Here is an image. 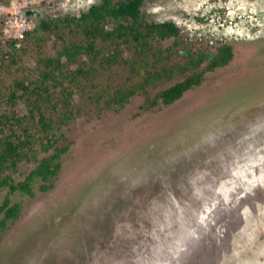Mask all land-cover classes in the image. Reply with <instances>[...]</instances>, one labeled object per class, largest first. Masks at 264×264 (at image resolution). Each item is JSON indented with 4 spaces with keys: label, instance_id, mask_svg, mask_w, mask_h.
Wrapping results in <instances>:
<instances>
[{
    "label": "rangeland",
    "instance_id": "1",
    "mask_svg": "<svg viewBox=\"0 0 264 264\" xmlns=\"http://www.w3.org/2000/svg\"><path fill=\"white\" fill-rule=\"evenodd\" d=\"M100 2L36 0L29 13L54 21ZM142 14L180 29L176 39L153 42L166 68L184 66L186 53L216 54L226 45L234 57L170 105L150 103L193 70L175 68L118 111L108 106L114 91L143 74L106 64L111 45L100 40L96 58H62L71 75L59 85L43 80L39 104L54 122L57 146L68 150L50 190L41 192L37 180L34 197L10 196L21 209L0 230V264H264V0H145ZM83 41L66 22L37 31L19 52L0 39V120L22 118L37 160L53 150L40 148L45 139L27 97L11 101L14 83L38 86L43 61ZM33 157L4 175L24 180L37 165Z\"/></svg>",
    "mask_w": 264,
    "mask_h": 264
},
{
    "label": "trees",
    "instance_id": "2",
    "mask_svg": "<svg viewBox=\"0 0 264 264\" xmlns=\"http://www.w3.org/2000/svg\"><path fill=\"white\" fill-rule=\"evenodd\" d=\"M144 2L145 0H101L98 4L89 5L87 11L80 13L78 17L70 16L54 21L32 17L29 10L26 14L35 26L21 41L20 47H16L12 41L2 39L0 33L2 43L7 45L12 52L21 51L27 39L36 34L37 31H52V29L57 28L58 24L64 22L75 24L84 35L82 44H69L63 47L56 58H47L43 61L46 70L42 73L41 85L30 89L24 82L16 81L14 83L15 91H21V94L16 95V92H13L10 97L11 101L15 102L17 98L27 97V103L32 106L29 112L37 111L35 124L45 139V142L40 143V148L44 152L53 150V153L39 160L29 156L28 148L33 142V135L27 127H22V118L12 113L11 115H4L3 120H0V191L5 188L8 190L0 205V214H3V218L0 220V230H5L7 222L18 219L20 215V204H11L10 196L15 192H20L34 197L33 185L37 180L41 181L39 186L41 192L50 190L61 169L60 158L68 150L67 146H57L56 136L54 138L51 135V131L55 128L54 122L51 117L46 116L39 104L43 96L40 90L43 80H52L55 85H59L63 77L71 75L64 69L62 58H65L66 63H75L80 56L96 58L100 53L96 42L100 40L111 45V52L104 59L106 64L113 65L121 62L136 74H143L140 82L119 87L114 91L108 106L110 104L116 106H110L116 111L123 108L132 96L139 93L146 94L149 86H154L159 80L171 78L175 68L181 73L193 70L192 74L185 77L183 81L162 90L150 103L151 106H155L160 101L163 105H170L180 99L186 91L199 86L203 82L206 72L224 67L233 59V49L226 45L220 47L216 54L205 55L202 53L196 56H188L186 53L189 59L184 66L177 65L173 68H166L163 65L164 53L162 50L154 48L153 42L170 38L176 39L180 34V29L172 22L154 23L146 21L142 14ZM108 23H114L112 29L106 28ZM121 46L132 50L134 57L129 60L123 58L119 53ZM205 61H208V64L199 71L198 68ZM79 73L85 74V71L79 70ZM44 91L47 92L46 88ZM29 98H32V101ZM14 126L22 130L21 137L16 135ZM22 137L23 139H21ZM32 157L37 161V165L24 180L15 182L10 176L4 175L6 171L16 170L18 163L23 159L31 160Z\"/></svg>",
    "mask_w": 264,
    "mask_h": 264
},
{
    "label": "built area",
    "instance_id": "3",
    "mask_svg": "<svg viewBox=\"0 0 264 264\" xmlns=\"http://www.w3.org/2000/svg\"><path fill=\"white\" fill-rule=\"evenodd\" d=\"M36 0H0L1 37L21 46L26 35L33 30L34 23L26 11L34 9Z\"/></svg>",
    "mask_w": 264,
    "mask_h": 264
},
{
    "label": "water",
    "instance_id": "4",
    "mask_svg": "<svg viewBox=\"0 0 264 264\" xmlns=\"http://www.w3.org/2000/svg\"><path fill=\"white\" fill-rule=\"evenodd\" d=\"M31 15H32V17H36V18H38L40 15H39V13H31Z\"/></svg>",
    "mask_w": 264,
    "mask_h": 264
}]
</instances>
